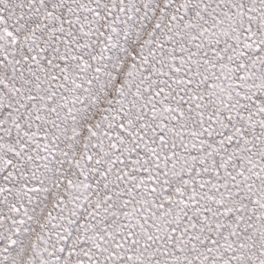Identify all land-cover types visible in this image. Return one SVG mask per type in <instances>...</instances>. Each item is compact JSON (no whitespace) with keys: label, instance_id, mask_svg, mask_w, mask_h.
I'll return each instance as SVG.
<instances>
[{"label":"snow or ice","instance_id":"obj_1","mask_svg":"<svg viewBox=\"0 0 264 264\" xmlns=\"http://www.w3.org/2000/svg\"><path fill=\"white\" fill-rule=\"evenodd\" d=\"M0 264H264V0H0Z\"/></svg>","mask_w":264,"mask_h":264}]
</instances>
